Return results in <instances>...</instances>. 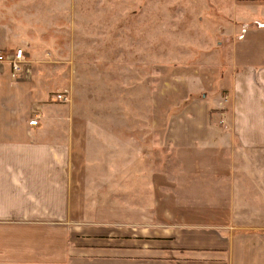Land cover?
Listing matches in <instances>:
<instances>
[{
	"label": "crops",
	"instance_id": "crops-1",
	"mask_svg": "<svg viewBox=\"0 0 264 264\" xmlns=\"http://www.w3.org/2000/svg\"><path fill=\"white\" fill-rule=\"evenodd\" d=\"M243 7L229 99L215 120L177 123L186 147L222 150L218 165L181 168L170 206L116 179L130 166L75 179L71 123L0 76V264H264V0Z\"/></svg>",
	"mask_w": 264,
	"mask_h": 264
},
{
	"label": "rangeland",
	"instance_id": "rangeland-1",
	"mask_svg": "<svg viewBox=\"0 0 264 264\" xmlns=\"http://www.w3.org/2000/svg\"><path fill=\"white\" fill-rule=\"evenodd\" d=\"M247 3L255 0H0V52L25 53L20 73L5 64L1 77L71 123L75 179L110 180L130 166L134 175L116 179L170 206L181 168L218 165L211 154L222 150L206 140L186 147L190 128L177 123L218 118Z\"/></svg>",
	"mask_w": 264,
	"mask_h": 264
},
{
	"label": "built area",
	"instance_id": "built-area-1",
	"mask_svg": "<svg viewBox=\"0 0 264 264\" xmlns=\"http://www.w3.org/2000/svg\"><path fill=\"white\" fill-rule=\"evenodd\" d=\"M25 63V53L22 49H17L13 53H2L0 52V76L4 72V65L7 64L9 66V70L13 77H15L20 70H22V66ZM28 71V69H26ZM55 100L63 101L67 100V97L64 93H57L55 96ZM29 125H36L37 123V115L34 119L29 120Z\"/></svg>",
	"mask_w": 264,
	"mask_h": 264
}]
</instances>
